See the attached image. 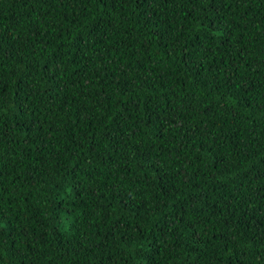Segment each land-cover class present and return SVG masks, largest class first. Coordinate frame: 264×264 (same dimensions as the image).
<instances>
[{
  "label": "trees",
  "instance_id": "16d2710c",
  "mask_svg": "<svg viewBox=\"0 0 264 264\" xmlns=\"http://www.w3.org/2000/svg\"><path fill=\"white\" fill-rule=\"evenodd\" d=\"M0 264H264V0H0Z\"/></svg>",
  "mask_w": 264,
  "mask_h": 264
}]
</instances>
